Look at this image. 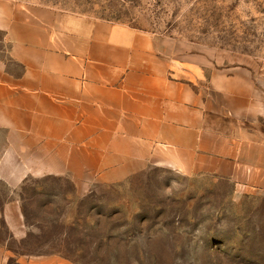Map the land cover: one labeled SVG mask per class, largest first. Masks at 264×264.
Returning <instances> with one entry per match:
<instances>
[{"label": "crops", "instance_id": "obj_1", "mask_svg": "<svg viewBox=\"0 0 264 264\" xmlns=\"http://www.w3.org/2000/svg\"><path fill=\"white\" fill-rule=\"evenodd\" d=\"M150 167L264 195V66L125 24L0 0V231L26 237L17 191L32 177L82 188L122 183ZM12 258L0 240V264ZM15 264L79 263L50 253L20 255Z\"/></svg>", "mask_w": 264, "mask_h": 264}, {"label": "rangeland", "instance_id": "obj_2", "mask_svg": "<svg viewBox=\"0 0 264 264\" xmlns=\"http://www.w3.org/2000/svg\"><path fill=\"white\" fill-rule=\"evenodd\" d=\"M12 1L168 35L264 66V0ZM17 192L29 231L22 240L3 225L0 231L15 258L55 253L79 264H264V195L244 194L221 178L150 167L122 183L82 188L63 177H32ZM8 194L2 186V198Z\"/></svg>", "mask_w": 264, "mask_h": 264}]
</instances>
